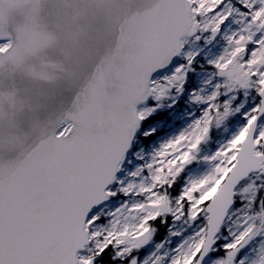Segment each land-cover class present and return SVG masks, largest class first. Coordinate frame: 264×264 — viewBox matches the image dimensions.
<instances>
[{"label": "snow or ice", "instance_id": "snow-or-ice-1", "mask_svg": "<svg viewBox=\"0 0 264 264\" xmlns=\"http://www.w3.org/2000/svg\"><path fill=\"white\" fill-rule=\"evenodd\" d=\"M128 12L79 110L0 147V264H264V0Z\"/></svg>", "mask_w": 264, "mask_h": 264}, {"label": "water", "instance_id": "water-1", "mask_svg": "<svg viewBox=\"0 0 264 264\" xmlns=\"http://www.w3.org/2000/svg\"><path fill=\"white\" fill-rule=\"evenodd\" d=\"M129 0H2L0 147H38L73 116L112 58Z\"/></svg>", "mask_w": 264, "mask_h": 264}, {"label": "rangeland", "instance_id": "rangeland-1", "mask_svg": "<svg viewBox=\"0 0 264 264\" xmlns=\"http://www.w3.org/2000/svg\"><path fill=\"white\" fill-rule=\"evenodd\" d=\"M6 44H7V42H6ZM6 44L4 46H0V47H5ZM204 51H207V49H205ZM201 75L203 76L204 74L202 73ZM187 119H189L187 116L181 117L179 115V113L174 114L171 117V121H170V124L168 127L169 133H171L173 131H178L179 128L183 126V124L186 122ZM210 144H211V142H210ZM213 147H214V145H213ZM201 167H203V166H201Z\"/></svg>", "mask_w": 264, "mask_h": 264}]
</instances>
